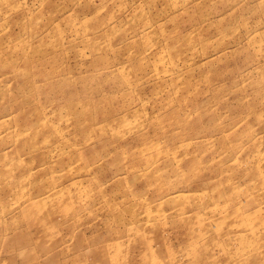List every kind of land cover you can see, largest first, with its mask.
Returning <instances> with one entry per match:
<instances>
[{
  "label": "rangeland",
  "instance_id": "1",
  "mask_svg": "<svg viewBox=\"0 0 264 264\" xmlns=\"http://www.w3.org/2000/svg\"><path fill=\"white\" fill-rule=\"evenodd\" d=\"M0 264H264V0H0Z\"/></svg>",
  "mask_w": 264,
  "mask_h": 264
}]
</instances>
